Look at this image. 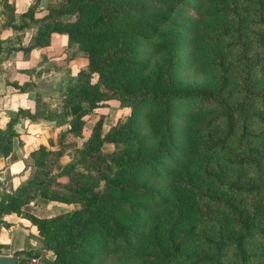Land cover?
Segmentation results:
<instances>
[{
    "label": "trees",
    "instance_id": "1",
    "mask_svg": "<svg viewBox=\"0 0 264 264\" xmlns=\"http://www.w3.org/2000/svg\"><path fill=\"white\" fill-rule=\"evenodd\" d=\"M0 3L13 20L14 1ZM36 6L21 15L30 21L21 27H37L21 49L63 33L87 66L60 87V111L36 97L34 112L19 108L0 128L6 157L19 116L67 125L59 148L31 151L30 176L0 194V224L16 213L36 227L40 247L22 256L53 252L42 264L263 260L264 0H58L34 17ZM115 98L130 107L123 124L102 135L100 117L84 144H64L83 137L84 117ZM105 142L125 146L108 154ZM38 201L78 206L42 217L27 208Z\"/></svg>",
    "mask_w": 264,
    "mask_h": 264
},
{
    "label": "crops",
    "instance_id": "2",
    "mask_svg": "<svg viewBox=\"0 0 264 264\" xmlns=\"http://www.w3.org/2000/svg\"><path fill=\"white\" fill-rule=\"evenodd\" d=\"M13 1V20L9 18L7 11L0 3V128L5 127L10 116L17 112L19 108L34 112L36 97L40 98L47 111H60L63 98L57 92L64 84L66 75L74 70L72 67L73 59L83 66L82 57H74L72 54H69L70 46L68 38L63 33H51L49 45L35 46L29 52L21 49L33 44L37 33V27L33 24L21 27L24 22H30L28 18L22 19L21 15L36 2L37 6L34 17H41L58 0ZM66 17L67 15L60 16L61 19L68 20ZM15 83L19 85L24 83L29 84L22 91L14 86ZM53 126H57L54 120L46 118L31 120L26 116H19L17 123L14 125L19 136L13 140L11 153L6 157L0 156V174L3 173L9 176V179L6 181L0 180V194L3 191L10 192L17 188L30 176L33 169L30 152L41 145H47L44 140L47 134L46 131L49 128H53ZM58 127L60 131L61 126ZM18 151L24 158L28 156L30 162H26L25 164L20 159L8 160L14 152L18 153ZM21 162H23V166H21ZM27 164L30 165L27 167ZM9 181H11V185L7 188L6 184ZM36 203L31 202L27 208L29 212L39 216L30 209V207H35ZM61 203L49 201L48 206L59 208L62 205ZM42 217L47 216L42 215ZM17 229L24 233L25 242L23 245L19 244L15 246L14 239L18 232ZM1 232H7L3 237H0L1 255L11 254L9 252H2V250H14L15 252L21 249L24 250L25 248L23 249V247L26 246L40 247L36 246V240L39 243L36 238V227L27 218L19 216L16 213L4 215L3 222L0 224ZM12 232L14 233L13 240L11 241Z\"/></svg>",
    "mask_w": 264,
    "mask_h": 264
},
{
    "label": "rangeland",
    "instance_id": "3",
    "mask_svg": "<svg viewBox=\"0 0 264 264\" xmlns=\"http://www.w3.org/2000/svg\"><path fill=\"white\" fill-rule=\"evenodd\" d=\"M1 1V0H0ZM68 20H73L74 16L73 15H67L66 17ZM64 20V19H63ZM69 54H72L74 57H82L83 58V66H81V63H79L77 60L73 59V71H71L68 75H66L65 80H64V84L66 85L68 82H76L79 78V74L78 71L83 69V71L86 70V66H87V57L83 54L80 53V51L78 50V47L76 44L70 45V50H69ZM82 67V68H81ZM189 75V74H187ZM259 78L261 80H264V73L259 75ZM97 79V74H93L92 76L89 77V80L91 82H95ZM197 80V81H196ZM191 82H198V78H193V81ZM60 96V91L58 90L57 92ZM62 97V96H61ZM62 103H63V99H62ZM130 114V107L123 104L120 100L118 99H110L108 101H105L103 103V105L100 108H97L93 113L87 115L84 117L85 122H84V126H83V137H74V136H68L65 138L64 144L65 145H69L74 147L75 145H77V147L81 146L82 143L84 144L85 140L87 139V137L90 135L93 126L95 125L96 121L101 117L102 118V123H101V131H102V135H106V133L112 129L113 127H117L121 124H123L127 117ZM67 125H62L61 126V130L65 129ZM48 131L46 134V138L45 143L47 144L46 146L48 148H52V149H58L59 146L57 145V134L59 131V127L58 126H53V128H49L47 129ZM123 146H125V143H113V142H105L102 145V152L103 153H108V154H112V153H116V152H121ZM235 149L234 145H230V150ZM70 153H72V151H69ZM55 156V155H54ZM53 155L50 156V159H52ZM68 156H65L62 158V161H66L68 160ZM223 158V157H222ZM15 159H20L22 160L25 164L26 162H30V158L28 156H26L25 158L21 155V153L18 151V153H13L12 156L10 157V161L15 160ZM7 160V161H8ZM23 162H21V166H23ZM30 164H27V167ZM78 168L81 169V171H85V166L84 165H78ZM28 169V168H27ZM41 171H43V168L41 169ZM6 176V179H5ZM7 179H9V176L6 174H0V180H4L6 181ZM7 188H9V186L11 185V181H9L6 184ZM48 202L49 201H38L35 204V207H30L31 210H33L34 212H36L39 216H50V215H55L61 212H65L68 210H72L75 207H77L78 205L76 204H69V203H61V207H54L50 205L48 206ZM17 226H19V224H17ZM23 226V225H22ZM2 227V226H1ZM22 228V227H21ZM3 230V229H1ZM18 230V229H17ZM4 231V230H3ZM7 233V232H5ZM5 233H0V237L4 236ZM13 233H11V241L13 240ZM9 234V233H8ZM9 239V238H8ZM25 242V235L21 230H18L17 234L15 235V239H14V245H23ZM35 243V241H34ZM36 246H39L37 240H36ZM2 246V245H1ZM25 248V249H24ZM24 250L28 249V247H23ZM19 253L18 255H16V260H20V258H22L24 261V264H42V262H44V260L46 259H53L54 254L51 251L48 250H43L42 251V256L40 258L37 259H31L29 257H27L26 255L22 256V254L20 253L22 251L21 250H17ZM2 252H9L11 254L9 255H15L14 254V250H2ZM255 264H264V259H259L254 261Z\"/></svg>",
    "mask_w": 264,
    "mask_h": 264
},
{
    "label": "water",
    "instance_id": "4",
    "mask_svg": "<svg viewBox=\"0 0 264 264\" xmlns=\"http://www.w3.org/2000/svg\"><path fill=\"white\" fill-rule=\"evenodd\" d=\"M19 252H17L15 255H1L0 254V264H15L16 263V255H18Z\"/></svg>",
    "mask_w": 264,
    "mask_h": 264
}]
</instances>
